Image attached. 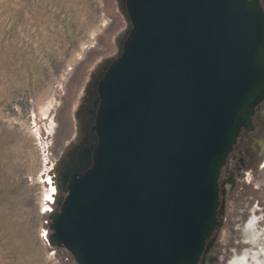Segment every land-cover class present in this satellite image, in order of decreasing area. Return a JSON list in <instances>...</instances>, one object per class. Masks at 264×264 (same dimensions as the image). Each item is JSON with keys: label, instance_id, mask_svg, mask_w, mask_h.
Instances as JSON below:
<instances>
[{"label": "water", "instance_id": "95a60500", "mask_svg": "<svg viewBox=\"0 0 264 264\" xmlns=\"http://www.w3.org/2000/svg\"><path fill=\"white\" fill-rule=\"evenodd\" d=\"M121 54L95 83L91 165L68 180L49 243L77 264H199L218 179L264 98L261 0H125Z\"/></svg>", "mask_w": 264, "mask_h": 264}, {"label": "rangeland", "instance_id": "374dc122", "mask_svg": "<svg viewBox=\"0 0 264 264\" xmlns=\"http://www.w3.org/2000/svg\"><path fill=\"white\" fill-rule=\"evenodd\" d=\"M130 29L125 0H0V264H77L49 243L57 170L89 142L93 83ZM251 122L219 175L224 206L207 264H230L246 250L258 254L248 264H264V151H254L264 138V98ZM253 217L257 238L244 243Z\"/></svg>", "mask_w": 264, "mask_h": 264}, {"label": "flooded vegetation", "instance_id": "af4514ba", "mask_svg": "<svg viewBox=\"0 0 264 264\" xmlns=\"http://www.w3.org/2000/svg\"><path fill=\"white\" fill-rule=\"evenodd\" d=\"M261 3L263 4L264 0H261ZM96 82H97V80L94 81V83H93L94 84L93 87H95V89H96V84H95ZM95 94H96V96L91 100V105H90V108L88 109V115H89L88 120L90 121V124L88 125V127H89L88 128V140H89V142H84L77 149L76 154L73 158L72 157L69 159L66 158L65 160H63L62 165L60 167H58L57 183L59 185V188L61 189L59 192L60 196L64 195L65 190H66V186L62 182L63 177H66L68 180L73 174L82 173L86 169H88L91 165V162H92L91 161V153L97 144V136H96L94 130H92V128H91L92 125L94 124V119L96 116V107L94 105H95L96 100L98 99L97 89H96ZM79 127L81 128L82 124H80ZM243 130H245V129H242L240 131V133H242ZM80 136H81L80 138H82V139L85 138V135H83V134H81ZM252 139H256V138L251 137V141H252ZM251 148H253V147H251ZM254 148H253L254 151H257V152L262 154L264 151V138L261 140H255V147ZM230 156H231V154H230ZM261 165H263V164H259V166H261ZM254 217L249 223H247L243 226V233L245 236L244 243L249 244L250 242L256 240V238H257V233L259 231L256 229V227L254 225L255 219H256ZM260 252L262 255H264V251L260 250ZM257 256H258L257 252L246 250V251H244V253L241 256H237V255L234 256L232 258V261L230 262V264H247L248 258L252 257V259H254ZM199 264H207L205 255L202 256Z\"/></svg>", "mask_w": 264, "mask_h": 264}, {"label": "bare ground", "instance_id": "6f19581e", "mask_svg": "<svg viewBox=\"0 0 264 264\" xmlns=\"http://www.w3.org/2000/svg\"><path fill=\"white\" fill-rule=\"evenodd\" d=\"M250 232V231H249ZM249 234V233H248ZM250 235V234H249ZM248 264V263H247Z\"/></svg>", "mask_w": 264, "mask_h": 264}]
</instances>
